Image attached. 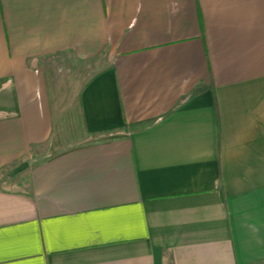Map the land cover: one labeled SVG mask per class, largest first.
<instances>
[{
  "label": "crops",
  "instance_id": "1",
  "mask_svg": "<svg viewBox=\"0 0 264 264\" xmlns=\"http://www.w3.org/2000/svg\"><path fill=\"white\" fill-rule=\"evenodd\" d=\"M0 264H264V0H0Z\"/></svg>",
  "mask_w": 264,
  "mask_h": 264
},
{
  "label": "rangeland",
  "instance_id": "2",
  "mask_svg": "<svg viewBox=\"0 0 264 264\" xmlns=\"http://www.w3.org/2000/svg\"><path fill=\"white\" fill-rule=\"evenodd\" d=\"M85 65L78 64L76 62H73L70 58H52L48 60L47 68L49 69V73H47L48 81L51 83L52 87L60 86L63 88L70 89L72 87L73 81L71 78H74V87L78 86V83H85L84 80L79 81L77 79L78 74L82 73ZM93 68V65H92ZM85 74L88 73L86 70L84 72ZM91 74H93V70L91 71ZM86 76V75H85ZM83 76V77H85ZM77 79V80H76ZM57 102L59 106H63L62 103H60V100L57 98ZM75 117V115H74ZM61 123H63L62 128L64 131H60L62 136L65 137V139H73L74 137L77 138V136H80L79 132L75 133V130L73 129V118H71V113L65 112L63 113V117L60 118Z\"/></svg>",
  "mask_w": 264,
  "mask_h": 264
}]
</instances>
